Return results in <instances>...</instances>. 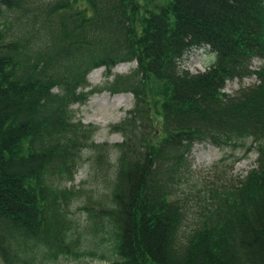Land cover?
I'll return each mask as SVG.
<instances>
[{
  "label": "trees",
  "instance_id": "16d2710c",
  "mask_svg": "<svg viewBox=\"0 0 264 264\" xmlns=\"http://www.w3.org/2000/svg\"><path fill=\"white\" fill-rule=\"evenodd\" d=\"M85 2L0 0V254L16 264L27 263L22 254H42L39 264L80 255L71 248L80 246L70 234L73 191L54 177H73L89 143L71 106L84 101L88 74L105 67L114 79L104 90L135 96L113 127L124 138L112 206L86 208L106 219L95 233L111 225L101 238L112 244L111 264H264V0ZM201 48L211 64L182 69ZM133 61L126 75L113 73ZM235 79L240 88L224 91ZM202 142L248 145L258 164L233 186L208 190L199 226L182 238L176 190Z\"/></svg>",
  "mask_w": 264,
  "mask_h": 264
},
{
  "label": "rangeland",
  "instance_id": "374dc122",
  "mask_svg": "<svg viewBox=\"0 0 264 264\" xmlns=\"http://www.w3.org/2000/svg\"><path fill=\"white\" fill-rule=\"evenodd\" d=\"M79 1L81 5L82 2L86 4L85 0ZM13 30L17 32L16 27ZM211 56L206 48L192 50L185 57L181 68L193 73L204 71L211 64ZM260 64V59H256L253 67L256 68ZM135 66V61L123 62L113 68V73L126 75ZM105 71V67H99L88 74L89 85L83 89L87 93L84 101L71 106L74 111V122L85 126L90 133L89 143L82 147L81 155L73 168L74 175L71 178L67 174H57L54 177L61 179L57 181L61 188L73 191V194L66 198L69 203L70 234L74 238H79L80 246L71 248L80 255L50 259L45 264H111L115 258L111 242L101 239L107 236L106 232L111 225H106L107 230L95 233L92 228L97 223L96 220L102 222L103 217L98 216L95 219L89 215L86 208L100 212L101 209L112 206L110 185L115 177L118 156L115 146L124 138L113 127L120 123L135 105V96L131 92L112 93L104 90L107 82L114 79V75L106 76ZM255 82L256 77L252 76L245 78L243 84L248 86ZM240 86L241 82L238 79L230 80L224 91L235 93ZM96 87L98 90H95ZM90 142L95 144L96 149ZM247 147L248 145L218 147L205 142L193 146L188 156L189 165L183 170L182 181L176 190V196L186 209V220L181 230L182 238L199 226L202 206L205 205L203 197L208 190L233 186L238 179L245 177L251 169L257 167L258 154L255 151L247 154ZM103 219L106 223V219ZM22 256L27 259V263L22 264H39V260H42V254L31 253ZM13 262L15 257L12 254L10 257L9 255L3 257L0 254V264H14Z\"/></svg>",
  "mask_w": 264,
  "mask_h": 264
}]
</instances>
